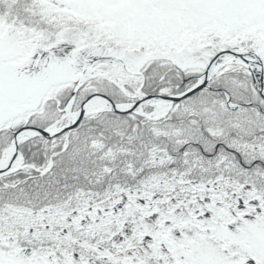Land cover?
<instances>
[{
  "label": "snow or ice",
  "instance_id": "1",
  "mask_svg": "<svg viewBox=\"0 0 264 264\" xmlns=\"http://www.w3.org/2000/svg\"><path fill=\"white\" fill-rule=\"evenodd\" d=\"M0 264H264V0H0Z\"/></svg>",
  "mask_w": 264,
  "mask_h": 264
}]
</instances>
